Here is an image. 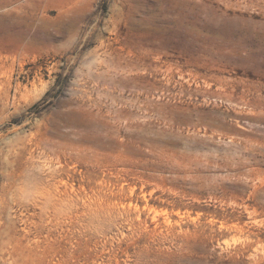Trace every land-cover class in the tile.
<instances>
[{
	"label": "rangeland",
	"instance_id": "rangeland-1",
	"mask_svg": "<svg viewBox=\"0 0 264 264\" xmlns=\"http://www.w3.org/2000/svg\"><path fill=\"white\" fill-rule=\"evenodd\" d=\"M0 264H264V0H0Z\"/></svg>",
	"mask_w": 264,
	"mask_h": 264
}]
</instances>
